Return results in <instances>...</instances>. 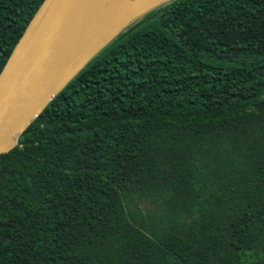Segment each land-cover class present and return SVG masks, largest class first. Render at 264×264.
I'll return each mask as SVG.
<instances>
[{
    "label": "trees",
    "instance_id": "1",
    "mask_svg": "<svg viewBox=\"0 0 264 264\" xmlns=\"http://www.w3.org/2000/svg\"><path fill=\"white\" fill-rule=\"evenodd\" d=\"M43 0H0V71ZM0 264H264V0L137 19L0 155Z\"/></svg>",
    "mask_w": 264,
    "mask_h": 264
},
{
    "label": "water",
    "instance_id": "2",
    "mask_svg": "<svg viewBox=\"0 0 264 264\" xmlns=\"http://www.w3.org/2000/svg\"><path fill=\"white\" fill-rule=\"evenodd\" d=\"M172 0H146L104 34L89 18L95 0H43L0 71V155L67 83L137 19Z\"/></svg>",
    "mask_w": 264,
    "mask_h": 264
},
{
    "label": "bare ground",
    "instance_id": "3",
    "mask_svg": "<svg viewBox=\"0 0 264 264\" xmlns=\"http://www.w3.org/2000/svg\"><path fill=\"white\" fill-rule=\"evenodd\" d=\"M146 0H95L90 8L89 18L95 30L104 34L110 32V24L117 20L119 14L127 13Z\"/></svg>",
    "mask_w": 264,
    "mask_h": 264
}]
</instances>
